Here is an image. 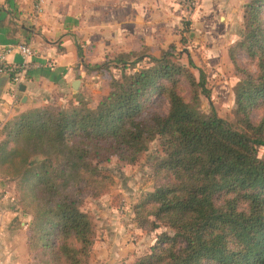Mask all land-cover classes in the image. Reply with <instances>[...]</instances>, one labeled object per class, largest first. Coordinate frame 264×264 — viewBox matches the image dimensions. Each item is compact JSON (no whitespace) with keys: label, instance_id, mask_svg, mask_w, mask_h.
<instances>
[{"label":"trees","instance_id":"obj_1","mask_svg":"<svg viewBox=\"0 0 264 264\" xmlns=\"http://www.w3.org/2000/svg\"><path fill=\"white\" fill-rule=\"evenodd\" d=\"M263 9L264 0H251L244 38L230 50L241 76L236 116L247 131L213 107L209 115L200 111L201 97L211 96L207 75L199 70L196 79L176 62L175 44L159 56L143 50L87 65L88 75L111 73L113 63L122 72L110 77L96 108L70 99L67 107L27 109L0 128V180L16 182L21 212L33 219L30 264H90L96 228L81 209L83 190L107 194L113 179L102 165L114 157L135 165L156 137L164 154L153 165L158 184L134 207V219L144 232L166 227L173 234L122 264H264V119H251L264 108ZM235 51L256 70L241 66ZM156 100L168 102L165 114L149 111Z\"/></svg>","mask_w":264,"mask_h":264},{"label":"crops","instance_id":"obj_2","mask_svg":"<svg viewBox=\"0 0 264 264\" xmlns=\"http://www.w3.org/2000/svg\"><path fill=\"white\" fill-rule=\"evenodd\" d=\"M201 1L202 9H212L214 0ZM237 1L229 0L230 7ZM215 4L223 10L222 2ZM185 16L179 0H0V45L23 43L36 52L21 84L25 92L19 88L14 97L10 81L0 77V126L27 109L62 104L68 95L75 98L88 76L87 65L101 64L103 55L140 52L156 42L176 40L174 31ZM8 59L12 64L23 61L17 52ZM76 81L79 91L73 89ZM13 194L12 185L0 180V264H30L28 219L16 210ZM112 231L95 243L102 250L100 264L123 262L127 250Z\"/></svg>","mask_w":264,"mask_h":264},{"label":"rangeland","instance_id":"obj_3","mask_svg":"<svg viewBox=\"0 0 264 264\" xmlns=\"http://www.w3.org/2000/svg\"><path fill=\"white\" fill-rule=\"evenodd\" d=\"M218 1L224 4L221 11L217 10L215 0L210 3V8H212L210 10L201 8V0H196V6H192L193 8L188 6L187 0H179L186 10V16L180 20V26L174 31L173 35L177 39L169 43L156 42L153 46L144 47L140 51L144 50L149 55L159 56L162 50L175 44L178 50L176 62L186 66L196 79L199 78V70H203L207 75V88L211 96L210 99L201 97L200 111L209 115L213 107L219 117L232 125L234 129L244 132L247 131V127L241 125L236 116L235 91L237 84L241 81V76L237 74L231 61L230 50L244 38V16L251 0H238L233 3V7H230L229 0ZM119 52L121 51L115 50L106 57L103 55L101 63H112L114 56ZM235 53L241 66L256 70L244 51H235ZM189 60L193 61L195 68L189 65ZM148 61L146 59L137 65V68L147 67ZM112 66L111 73H105L104 76L98 72L85 76L81 91L72 95L75 98L71 101H86L90 108H96L102 96L109 93L110 77L113 75L115 78H120L121 76V70L114 67V63ZM138 69L128 70V73H133ZM185 88L184 95L187 96L189 89L187 86ZM69 96L63 100L64 102L61 101L62 104L47 105L67 107L69 101L66 100H70ZM168 109V102L162 100L153 101L149 106V111L152 113L165 114ZM251 119L255 124L261 123L264 119V108L253 111ZM4 124H1L0 128ZM163 156L160 139L156 137L149 142L148 150L140 156L135 165H128L114 157L110 162L102 165V168L106 169L113 179L109 192L101 197H94L89 190H83L80 196L82 211L89 213L95 224V243L105 239L110 228H115L116 231L111 233H116L120 243L127 250L122 263L133 262L148 253L161 234H173V230L166 227L144 232L137 226L134 219V207L148 193L153 192L158 184L154 177L153 165ZM258 156L264 159V148H259ZM9 183L14 193L13 204L16 210L21 212L23 208L18 198L17 184L16 182ZM24 216L28 219L25 221L28 228L33 219H30L28 215ZM101 252V249L98 251L93 248L90 264H100ZM108 254H110L109 251Z\"/></svg>","mask_w":264,"mask_h":264},{"label":"built area","instance_id":"obj_4","mask_svg":"<svg viewBox=\"0 0 264 264\" xmlns=\"http://www.w3.org/2000/svg\"><path fill=\"white\" fill-rule=\"evenodd\" d=\"M188 6H196V0H187ZM37 11L41 13L42 8L39 4ZM13 52L19 53L23 61L21 64H12L9 62V55ZM36 55L33 48L27 44H17L11 46L0 45V75L6 77L12 84L14 97L19 92L21 84H23L24 76L31 65V58Z\"/></svg>","mask_w":264,"mask_h":264},{"label":"water","instance_id":"obj_5","mask_svg":"<svg viewBox=\"0 0 264 264\" xmlns=\"http://www.w3.org/2000/svg\"><path fill=\"white\" fill-rule=\"evenodd\" d=\"M1 77V75H0ZM73 89L75 91H79L80 90V82L79 81H76L74 84H73ZM26 90V86L25 85H21L20 86V92H25Z\"/></svg>","mask_w":264,"mask_h":264}]
</instances>
